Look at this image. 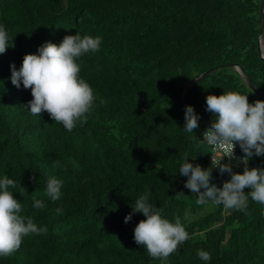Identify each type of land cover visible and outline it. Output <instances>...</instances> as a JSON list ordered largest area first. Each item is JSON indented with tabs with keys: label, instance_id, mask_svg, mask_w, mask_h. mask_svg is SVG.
Listing matches in <instances>:
<instances>
[{
	"label": "trees",
	"instance_id": "16d2710c",
	"mask_svg": "<svg viewBox=\"0 0 264 264\" xmlns=\"http://www.w3.org/2000/svg\"><path fill=\"white\" fill-rule=\"evenodd\" d=\"M259 2L0 0V25L9 36L0 54V179L7 175L16 182L9 191L21 203L25 222L47 228L24 237L0 264H264V205L250 197L245 211L198 204L179 172L185 157L194 166L211 167V148L202 140L207 127L198 122L192 134L183 128L181 102L195 77L228 64L199 81L185 99L210 123L215 117L206 111L209 94L233 91L247 95L249 103L264 101L236 68L264 92ZM75 34L100 37L101 45L76 61L96 99L69 132L46 112L30 114L25 105L31 91L11 83L10 64L18 70L25 54ZM223 162L243 172L240 160ZM247 167L264 168V155H253ZM211 175L218 188L230 179L215 168ZM53 176L62 181L56 201L46 195ZM147 192L162 218L179 219L189 234L163 262L134 241V228L145 217L132 208ZM36 200L43 209L34 207ZM200 250L211 259L201 260Z\"/></svg>",
	"mask_w": 264,
	"mask_h": 264
},
{
	"label": "clouds",
	"instance_id": "9594fccd",
	"mask_svg": "<svg viewBox=\"0 0 264 264\" xmlns=\"http://www.w3.org/2000/svg\"><path fill=\"white\" fill-rule=\"evenodd\" d=\"M101 38L79 34L66 35L59 44L46 42L37 49V54H25L20 68L10 64L11 83L20 89H30L32 99L26 108L31 115L39 116L46 112L52 121L61 124L71 132L77 121L86 119V114L94 107L93 89L80 77V66L76 62L85 53H96L100 50ZM9 47V36L3 25H0V54ZM103 103V101H101ZM206 111L215 117L211 126L203 132V141L212 146L213 151L222 152L218 159H211V167L201 168L189 163L187 157L179 168L181 175L186 176L185 187L197 194V203L211 201L222 204L226 209L245 211L249 197L252 201L264 205V168L247 167L253 156L264 155V101L249 103L247 95L229 91L219 96L209 94L206 97ZM184 131L192 134L199 127V116L192 106L184 111ZM239 145L244 156H234V149ZM242 159V173L232 171L230 163L224 159ZM59 166V162H54ZM220 174L228 173L230 179L222 187L210 183L212 169ZM35 180V177H30ZM16 182L5 175L0 179V257H9L16 252L24 237L29 234L46 233L47 228H38L30 219L25 222L20 213L21 203L14 198L9 188H15ZM62 181L49 177L46 183V195L56 201L61 196ZM245 189H248L245 192ZM150 192L141 195L132 208L133 213L142 214L134 228V241L143 246L149 257L162 262L178 250V246L189 239V234L177 219L174 223L162 218L161 210L148 203ZM34 207L43 209L42 201L36 200ZM57 214L62 209H56ZM126 215L124 222L131 220ZM197 256L209 261L211 255L198 251Z\"/></svg>",
	"mask_w": 264,
	"mask_h": 264
},
{
	"label": "water",
	"instance_id": "95a60500",
	"mask_svg": "<svg viewBox=\"0 0 264 264\" xmlns=\"http://www.w3.org/2000/svg\"><path fill=\"white\" fill-rule=\"evenodd\" d=\"M263 22H264V0H260L259 2V16H258V35L260 36L261 35V32H262V28H263ZM258 53L260 55L261 58H264V55H263V45L261 43V40L259 39L258 40ZM228 64H220V65H217V66H214L212 68H209L208 70L204 71L203 73H201L200 75H198L197 77L194 78V80L187 86L186 90H185V93L183 95V98H182V102H181V105L185 108L186 107V104H185V99H186V96L187 94L189 93V91L199 82L201 81L203 78H205L207 75L213 73L215 70H217L218 68L220 67H223V66H226ZM236 68L241 72V74L244 75L245 79H246V82L248 84V86L251 88V90L264 97V92L258 90L256 88V86L250 81V79L248 78V76L244 73V71L242 70L241 66H236ZM198 122L202 123L203 125H205L207 128L211 126V123L208 122L207 120L203 119L202 117L199 116V120ZM244 156V153L242 152L241 148L239 147V158H242ZM240 162L242 164V167L244 169V163L242 161V159H240Z\"/></svg>",
	"mask_w": 264,
	"mask_h": 264
},
{
	"label": "built area",
	"instance_id": "2783aa9c",
	"mask_svg": "<svg viewBox=\"0 0 264 264\" xmlns=\"http://www.w3.org/2000/svg\"><path fill=\"white\" fill-rule=\"evenodd\" d=\"M205 131V130H204ZM203 131V132H204ZM203 132H202V139H203ZM205 142V141H204ZM206 144H207V142H205ZM208 145V144H207ZM210 148H211V156H210V160L211 159H213V160H215V159H218L219 158V156L222 154V152H215V151H213V148H212V146H210V145H208ZM237 151H238V145H236V147H235V149H234V156L236 157V153H237ZM227 159V158H226ZM228 160V159H227Z\"/></svg>",
	"mask_w": 264,
	"mask_h": 264
},
{
	"label": "rangeland",
	"instance_id": "374dc122",
	"mask_svg": "<svg viewBox=\"0 0 264 264\" xmlns=\"http://www.w3.org/2000/svg\"><path fill=\"white\" fill-rule=\"evenodd\" d=\"M231 165H232V169L234 170L235 169V163L232 162Z\"/></svg>",
	"mask_w": 264,
	"mask_h": 264
}]
</instances>
